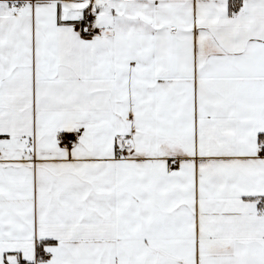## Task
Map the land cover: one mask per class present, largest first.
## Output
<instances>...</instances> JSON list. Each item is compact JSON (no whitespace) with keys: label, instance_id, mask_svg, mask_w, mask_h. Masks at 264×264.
<instances>
[{"label":"snow or ice","instance_id":"snow-or-ice-1","mask_svg":"<svg viewBox=\"0 0 264 264\" xmlns=\"http://www.w3.org/2000/svg\"><path fill=\"white\" fill-rule=\"evenodd\" d=\"M0 264H264V0H0Z\"/></svg>","mask_w":264,"mask_h":264}]
</instances>
